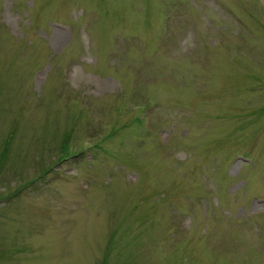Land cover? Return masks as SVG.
I'll return each mask as SVG.
<instances>
[{
    "label": "rangeland",
    "instance_id": "1",
    "mask_svg": "<svg viewBox=\"0 0 264 264\" xmlns=\"http://www.w3.org/2000/svg\"><path fill=\"white\" fill-rule=\"evenodd\" d=\"M0 264H264V0H0Z\"/></svg>",
    "mask_w": 264,
    "mask_h": 264
}]
</instances>
